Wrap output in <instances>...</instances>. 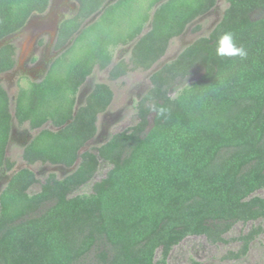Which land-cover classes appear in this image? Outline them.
Listing matches in <instances>:
<instances>
[{"label":"trees","instance_id":"trees-1","mask_svg":"<svg viewBox=\"0 0 264 264\" xmlns=\"http://www.w3.org/2000/svg\"><path fill=\"white\" fill-rule=\"evenodd\" d=\"M106 1L75 0L76 12L58 24L54 49L72 43L42 79L19 85L12 106L0 85V171L15 166L6 154L14 122L40 129L22 150L27 165L70 167L80 159L62 178L50 173L41 181L26 166L11 175L0 193V264H167L171 249L188 236L226 242L235 223L264 218V195H253L264 190V0H225L210 33L149 77L150 88L134 102L136 123L78 154L114 97L109 84L96 82L74 113L79 88L93 71L107 70L115 81L149 70L217 2L115 0L76 35ZM48 4L0 0V41L6 39L0 72L15 62L9 35ZM226 31L246 49L245 59L216 55ZM138 36L128 57L114 61L115 48ZM187 76L197 77L170 95ZM100 160L110 164L105 175L91 192L73 194L94 177ZM35 184L39 190L29 193ZM263 231L256 225L235 237L241 245L225 257L245 255Z\"/></svg>","mask_w":264,"mask_h":264},{"label":"rangeland","instance_id":"rangeland-1","mask_svg":"<svg viewBox=\"0 0 264 264\" xmlns=\"http://www.w3.org/2000/svg\"><path fill=\"white\" fill-rule=\"evenodd\" d=\"M220 4L213 11V13L208 16L207 18L203 19L198 24L200 25V29L196 32L190 31L184 36V41L192 38L198 33L203 34V36L208 32V27L211 25L213 19L218 18L222 13L223 9L227 6L225 0L219 1ZM215 17V18H214ZM38 19L34 18V23H36ZM196 24V25H198ZM37 31H35L31 36H33ZM9 40V39H8ZM42 41L47 40V36L41 37ZM181 38L175 37L170 41L167 54L174 53L179 46L181 45ZM42 51L44 52L43 61L47 59L51 48L49 46L42 47ZM120 48L117 47L114 50V61L119 60L120 58H126L129 55V52H123V49L119 50ZM32 59L28 62L29 66H35L38 61L39 52H34L32 55ZM36 60V62H33ZM42 63V62H41ZM25 72H20L17 74L16 85H12L8 88V94L10 96L11 103H13V99L15 97L16 91L19 85H25L31 80L29 74ZM11 80H15V78ZM197 76H187L181 83L175 85L170 89V95H175L178 90L185 85L186 83L190 82L191 80L195 79ZM148 77L146 76V71H132L128 72L122 78L112 81L108 78L107 70L101 71L95 69L93 73L87 78V85H93L96 82L102 81L106 82L110 85L113 90L114 97L112 107L110 108L111 111L117 112L116 117L114 118V122L109 126L110 133H114L120 130H123L137 121L136 110L134 106H130L127 104L128 99L130 98L131 90L133 92V88L137 86L138 83H145L146 88L150 86L148 82ZM9 80L5 79L4 81L0 82L4 88H7V84ZM136 95L133 93L132 98H135ZM98 119V125H99ZM27 125V124H24ZM26 127V126H24ZM22 128V127H20ZM110 136V135H109ZM108 138V137H107ZM93 147V146H91ZM7 156L15 161L16 167H23L27 166L26 164L21 163V147L12 145L9 147L7 151ZM31 169L39 170L41 165L35 164L32 167L29 165ZM110 164L104 160H100L99 167L94 175V177L86 184L78 188L73 194L77 193H89L91 192L92 183L99 178L103 177L107 170L109 169ZM14 168V169H15ZM56 172V171H53ZM58 177L61 174H57ZM39 190V185L35 184L29 189V193H35ZM253 195H264V190H259L253 193ZM261 225L264 227V218L250 221L247 223L237 222L235 223L232 228L224 235L226 242H218L215 244L210 243L205 237L203 236H188L184 238L179 244L175 245L167 259V264H192V262H197V264H264V231L257 235L249 244L248 251L245 255L241 256L240 258H226L225 255L229 251H236L239 249L241 243L238 240H235V237L239 236L242 233L247 232L252 226ZM159 256V251L156 253V257Z\"/></svg>","mask_w":264,"mask_h":264},{"label":"flooded vegetation","instance_id":"flooded-vegetation-1","mask_svg":"<svg viewBox=\"0 0 264 264\" xmlns=\"http://www.w3.org/2000/svg\"><path fill=\"white\" fill-rule=\"evenodd\" d=\"M219 1H222V0H217L216 4L211 8L212 13L219 6L220 4ZM76 10H77V3L75 2V0H49L48 7L44 12L31 15L22 28L12 33L11 35H9L8 37L9 41L13 43L16 47V53L14 56L15 62L11 69L4 71V72H0V82L4 81L5 79L9 80V83L7 84V88H5L7 92H8V88L14 85V83L16 85V79H17L16 76L20 72L23 73L28 70L27 73L31 77L32 81H37L44 77L50 62L56 56L57 51L54 49V44H55L56 34L58 30V24L65 17L74 14ZM34 18L38 19L36 23H34L35 22ZM35 31L37 32L33 36H31V34H33ZM45 35L47 36V40L42 41L41 37ZM183 39H184V36H181V41H184ZM46 46H49L51 48V51L47 59L43 61L44 52L42 53L40 52V50L42 51V49H44L42 47H46ZM128 47H129L128 45L119 46L120 48L119 50L123 49V52L128 51L130 53V48ZM34 52H39L38 61L35 64V66H29L28 62H30L31 59L33 58L32 55L34 54ZM36 60L34 61L33 59V62H36ZM14 77L16 78L15 80L12 81L11 79ZM147 80L150 84L149 79ZM148 88H146L145 83H138L137 86L133 88V92L131 90V93H130L131 96L128 99L127 104L130 106H134V102L140 99L146 93ZM133 93L136 95L135 98H132ZM112 103H113V100L108 106V108L99 115L100 120H99L97 133L101 135V139H105L109 137V135L111 136L113 134L109 132L110 131L109 129L111 127L110 125L114 122V118L116 117L117 113L121 111L119 110L113 113L110 109L112 107ZM45 126H50V125L47 122ZM36 131L37 130L31 131L28 128V125L18 126L14 122V126L11 131L10 140H9V143L6 149V154H7V151L9 150V147L12 145L21 147V153H22L24 146L28 143V141H30V139L33 137ZM21 163L26 164L23 160H21ZM38 165H41V164H38ZM51 165L52 164H43L41 165L39 170H34V169L32 170L35 172L36 177L40 179L41 181H43L50 173H55L56 175L61 174L58 171L57 172L50 171L48 167ZM30 166L32 167V165ZM15 167H16V164L14 168ZM11 172L12 171L6 172L5 170L0 171V193L5 187V185L7 184L6 180L8 179V176L10 175ZM32 186H30V188ZM201 236L205 237L204 235H201Z\"/></svg>","mask_w":264,"mask_h":264},{"label":"water","instance_id":"water-1","mask_svg":"<svg viewBox=\"0 0 264 264\" xmlns=\"http://www.w3.org/2000/svg\"><path fill=\"white\" fill-rule=\"evenodd\" d=\"M115 0H108V1H106L103 5H102V7H101V9L99 10V11H97L96 13H94L92 16H90L83 24H82V26H81V28L76 32V35L77 34H79L80 33V31H81V29L82 28H84L85 26H87V25H89V24H91L92 22H94L96 19H97V17L101 14V12L104 10V8L108 5V4H110V3H112V2H114ZM162 3V1H160V2H158L155 6H154V8H156L159 4H161ZM212 14V9H210L209 11H207L206 13H204V14H202V15H200V16H198L196 19H194L193 21H191L187 26H186V28L184 29V31L180 34V35H178V36H176V37H180L181 38V36H185L189 31H190V29L194 26V25H196V24H198L199 22H201L203 19H205V18H207L208 16H210ZM222 16H223V12L220 14V16H218V18H216L213 22H211V25L208 27V32L204 35V36H207L209 33H210V31L216 26V24L221 20V18H222ZM146 30V29H145ZM200 36H203V34H201V33H198V34H196L195 36H193L192 38H190V39H188V40H185V41H182L181 42V45L179 46V48L174 52V53H172V54H167V52L158 60V61H156L154 64H153V66L149 69V70H147L146 71V76L148 77V79H149V77L154 73V72H156L157 70H159L164 64H166L167 62H169V61H171V60H173V59H175L176 57H177V55L186 47V46H188V45H190L196 38H198V37H200ZM140 36H138L133 42H131L128 46V48H130L131 49V47L133 46V44L136 42V40L139 38ZM6 41V39H3L2 41H0V45L3 43V42H5ZM72 43V40L71 41H69L66 45H64L59 51H57L56 52V54H58L59 52H62L64 49H66L70 44ZM87 80L80 86V88H79V91H78V93H77V101H76V106H75V111H74V113L77 111V109H78V107L79 106H81L83 103H84V101H85V98H86V96L89 94V92L92 90V88H93V86H94V84L93 85H87ZM149 88H150V86H149ZM148 88V89H149ZM11 106H12V103H11ZM69 122V121H68ZM40 129H37V131L36 132H38ZM110 137V136H109ZM109 137L108 138H105V139H101V135L100 134H98V133H96V135L93 137V138H91L90 140H88L82 147H81V149L78 151V154H80L81 152H83V151H85V150H87L88 148H90L91 146H99V145H101L102 143H104L105 141H107L108 139H109ZM79 161H80V159H79V157L77 158V160L75 161V163L72 165V166H70V167H66V166H64V165H51V166H49L48 167V169H50V171H58V172H60L61 173V176H60V178H62V177H64V176H66L67 174H69V173H72L76 168H77V166H78V164H79ZM23 167H25V166H23ZM26 167H29V165H27ZM20 168H22V167H17V168H15L11 173H10V175L8 176V179L6 180V183L9 181V179H10V177H11V175L14 173V172H16L17 170H19ZM30 168V167H29Z\"/></svg>","mask_w":264,"mask_h":264},{"label":"clouds","instance_id":"clouds-1","mask_svg":"<svg viewBox=\"0 0 264 264\" xmlns=\"http://www.w3.org/2000/svg\"><path fill=\"white\" fill-rule=\"evenodd\" d=\"M215 53L219 57H238L241 60L248 55L243 46H238L232 31H226L219 36L215 44Z\"/></svg>","mask_w":264,"mask_h":264}]
</instances>
